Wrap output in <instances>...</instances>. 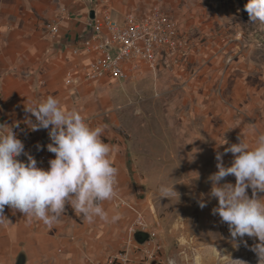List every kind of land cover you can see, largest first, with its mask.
<instances>
[{"label":"crops","instance_id":"0c3cea01","mask_svg":"<svg viewBox=\"0 0 264 264\" xmlns=\"http://www.w3.org/2000/svg\"><path fill=\"white\" fill-rule=\"evenodd\" d=\"M152 5L161 6L153 0H0V125L14 123L22 127L26 131L29 152L39 159L37 166L47 170L50 167L48 161L55 158V154L47 150L51 143L49 130L32 131L26 120L35 123V117L26 108L53 96L62 106L78 110L91 126H106L102 139L118 149L111 153V159L119 169L117 196L102 202L109 222L96 217L89 223L82 214L75 213L70 205H66L65 213L50 227L35 218L29 222L19 210L6 205L4 215L10 223L0 224V264L103 263L123 248L131 251L133 264H208L214 260L213 244L200 241L201 237L190 234V230L197 226L203 228L208 217L211 221L221 219L219 214H213L218 199L210 195L213 185L209 177L218 171L217 153H224L231 144L240 142L236 134L228 136V131L238 130L246 136L252 134L256 137L264 134L244 123L229 121L233 117L242 119L257 114L264 118L262 90L253 89V94H258V110L251 112L246 98L243 99L248 104L237 112L233 109L232 112L217 110L216 114L227 121L222 124L210 121L202 126L210 141L207 144L211 146L204 148L208 151L206 161L198 157L187 169L186 164L181 168L180 162L174 160L175 165L168 169L175 170L174 175L169 179L165 166L172 163L161 161V165L145 156L134 158L107 109L111 101L106 85L83 80L86 58L84 55L74 56L70 49L75 41L88 35L89 18L108 13L117 21L124 19L127 13L142 15ZM48 23L59 24L58 35L48 33ZM179 25L188 27L193 23L182 19ZM193 52L186 59L194 55ZM213 60L211 64L214 65ZM244 66L243 63L241 68ZM220 128L224 129L220 141L213 140ZM193 151L194 154L198 152L196 147ZM233 159L232 153L224 154V165L231 166ZM221 183L235 184V176L229 175ZM171 184H175L179 195L170 200L160 199V187ZM194 185L199 186L204 197L192 188ZM246 191L251 197L252 190ZM257 195L264 197V193ZM119 198L128 204H136L144 211L150 228L163 246L161 260L155 261L135 252L137 243H144L129 238L127 227L133 213L128 205L119 203ZM201 202L206 206L201 208ZM117 214L119 219L111 222V217ZM211 226L207 225L202 239L204 236L208 239ZM181 247H192L196 253L182 255L179 252ZM224 248L225 255L232 251L230 245ZM170 253L173 256H167Z\"/></svg>","mask_w":264,"mask_h":264},{"label":"rangeland","instance_id":"374dc122","mask_svg":"<svg viewBox=\"0 0 264 264\" xmlns=\"http://www.w3.org/2000/svg\"><path fill=\"white\" fill-rule=\"evenodd\" d=\"M153 1L161 4L160 7L177 22L183 19L193 23L182 30L195 44L194 55L176 67L158 65L155 70L144 72L131 81L106 86L111 101L107 109L134 158L145 156L156 160L155 163H172V166H165L167 170L177 160L181 168L186 164L188 169L198 157L205 162L208 151L204 148L206 145L207 149L211 148L202 126L210 121L218 124L227 121L216 114L217 110L237 112L248 104L243 99L246 98L252 112L259 101L253 89H261L264 98V24L250 20L245 10L248 0ZM117 21L122 23L123 19ZM213 58L214 65L211 64ZM243 63L245 68L242 69ZM260 116L233 117L229 121L244 123L264 133V118ZM223 132L224 129L217 130L213 140L220 141ZM228 132V136L234 133L237 140L242 138L250 144L258 138L238 130ZM168 171L170 179L175 170ZM177 188L180 189L178 184ZM192 188L204 197L198 185ZM208 219L203 228L197 226L195 231L190 230V234L201 237L200 241L213 244L215 256L208 264H264V258L253 251L260 243L258 238L246 235L233 239L227 223L222 219ZM208 224L212 225L208 229V239L205 236L202 239ZM226 245L232 249L228 255L224 253ZM179 252L182 255L196 253L192 247H181Z\"/></svg>","mask_w":264,"mask_h":264},{"label":"clouds","instance_id":"9594fccd","mask_svg":"<svg viewBox=\"0 0 264 264\" xmlns=\"http://www.w3.org/2000/svg\"><path fill=\"white\" fill-rule=\"evenodd\" d=\"M245 10L250 20L264 24V0H248ZM26 111L35 117V123L26 120L32 131L49 130L47 150L55 158L48 161L47 170L38 167L12 127L0 125V224L10 223L4 215L6 205L19 210L29 222L35 218L50 227L65 213L66 205L89 223L96 217L109 222L102 202L117 196L119 169L111 159V153L118 149L102 139L106 126H91L78 110L62 106L53 96ZM229 152L234 159L231 166H225L223 155ZM22 154L26 163L18 159ZM216 160L218 171L209 177L213 185L210 195L218 199L213 214L227 223L233 239L246 235L258 238L260 243L253 251L262 259L264 197L257 193H264V134L254 144L241 138L224 153L218 152ZM229 175L235 176V184L221 183ZM174 185H162L160 199L179 195ZM249 188L251 197L246 191ZM205 206L200 203L201 208ZM118 219V214L113 215L111 222Z\"/></svg>","mask_w":264,"mask_h":264},{"label":"built area","instance_id":"2783aa9c","mask_svg":"<svg viewBox=\"0 0 264 264\" xmlns=\"http://www.w3.org/2000/svg\"><path fill=\"white\" fill-rule=\"evenodd\" d=\"M88 25V35L75 41L70 49L74 56L84 55L86 58L83 80L99 81L108 87L117 82L131 81L144 72L155 70L158 65L176 67L193 50L192 39L158 5H152L142 15L127 13L122 23L104 13L101 17L89 18ZM47 29L52 36L60 31L57 23H48ZM16 125L8 123L5 127H12L17 138L24 143L25 152L34 156L38 165L39 159L28 150L26 131ZM18 159L27 162L24 154ZM119 203L128 205L133 213L127 227L129 238L134 239L137 232L149 234L144 244L137 243L135 252H141L155 261L161 260L163 246L150 228L144 211L122 198H119ZM93 264H133L131 251L123 248L107 261Z\"/></svg>","mask_w":264,"mask_h":264},{"label":"water","instance_id":"95a60500","mask_svg":"<svg viewBox=\"0 0 264 264\" xmlns=\"http://www.w3.org/2000/svg\"><path fill=\"white\" fill-rule=\"evenodd\" d=\"M93 14V13H92ZM134 238L138 240L141 243H145L147 239L149 238L148 233H142V232H137L134 234Z\"/></svg>","mask_w":264,"mask_h":264}]
</instances>
